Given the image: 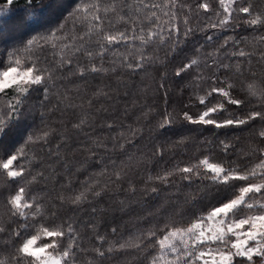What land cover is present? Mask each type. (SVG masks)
Here are the masks:
<instances>
[{"label":"trees","instance_id":"1","mask_svg":"<svg viewBox=\"0 0 264 264\" xmlns=\"http://www.w3.org/2000/svg\"><path fill=\"white\" fill-rule=\"evenodd\" d=\"M103 2L108 3V0ZM153 2L163 3V0ZM201 2L203 0H178L180 7L176 13L181 36L174 51L171 49L175 41L170 43L167 36L163 42L145 47H141L139 41L135 48L124 44L114 46L124 55L144 53L149 57L138 71L129 70L123 57L114 56L112 51L107 52L103 60L95 56L90 60L83 51H75V46L81 43L78 39L57 40L56 48L46 45L33 49L39 54V63L52 71L53 79L47 100L43 99V91L33 86L21 115L0 137V160L25 146V156L17 164L26 169L23 177L16 179L0 170V227L4 228L0 232V261L15 264L13 256L22 242L12 233L20 229L23 220L12 215L7 203L20 187L25 188V199H34L43 210V215L30 223L49 228H67L71 224L76 230L83 249L78 253L76 264H150L157 255L155 242L167 231L166 225L185 227L233 196L234 187L213 184L205 177L203 169L190 183L174 170L195 165L204 157L210 162L240 168L258 163L260 150L264 149V137L259 136V132L264 131V120L257 118L239 127L224 128L188 123L183 119V112L188 111L195 117L203 110L195 95H203L209 88L207 77L212 75V69L201 66L180 76L175 73L193 58L211 63L206 54L219 48L224 38L231 37L240 42L238 47L253 56L245 63V58L229 56L220 49L217 59L232 67L216 70L217 84L219 80L233 84L232 96L244 100L245 104L239 107L226 104L228 111L217 113L216 118L223 120L264 111V98L253 97L247 91L249 83H254L258 89L264 88V64L257 62L264 51V44L259 42V37L264 36V26L250 28L244 23L245 14L234 12L232 27L211 29L206 33L201 30L203 25L221 9L218 0H206L213 10L206 13L197 7ZM239 2L241 6L251 5L256 13H264V0ZM131 3L132 0H117V13L127 12L133 20L139 16L137 32L141 27L147 30L150 22L144 16L149 10L133 15L124 7ZM76 5L77 0H32L33 18L42 19V25L33 28L24 22L28 16L23 11L27 7L26 0H17L15 18L8 23H4L6 18H0L3 29L0 31V65H6L8 54L14 52V59L19 58L21 67H27L36 57L25 50L26 41L60 29L61 25L58 36H81L87 26L70 15ZM117 13H110L105 20L104 27L108 31H123L129 27L118 19ZM158 15L161 26L166 27L164 21L168 17L160 12ZM185 17L193 29L187 38L182 35ZM206 35L213 36L211 42L206 40ZM97 39L93 36L84 47L96 52ZM62 44L69 47L61 48ZM235 50L236 46L228 48V52ZM62 57L71 63H63ZM237 61L242 75L234 70ZM128 62L135 61L130 56ZM92 63L104 70L89 71ZM80 68L85 69L83 76ZM197 73L206 77L198 85L194 80ZM14 94L12 89L7 90V98ZM221 100L218 95L211 98L212 103ZM166 113L171 114L174 122L161 128L159 125ZM45 131L49 133L47 145L25 144L29 136H39ZM221 141L229 145L226 152ZM166 172H174L168 183L156 179ZM96 192L100 195H95ZM81 193L85 194L81 202L74 204L72 201ZM149 231H155L156 235L148 238ZM32 232L34 234L35 230ZM98 237H103V242ZM66 239L61 241L62 247ZM44 242L46 240L41 239L39 243ZM121 244L125 247L121 248ZM110 247L112 251H108ZM97 249L104 255L100 256Z\"/></svg>","mask_w":264,"mask_h":264},{"label":"snow or ice","instance_id":"2","mask_svg":"<svg viewBox=\"0 0 264 264\" xmlns=\"http://www.w3.org/2000/svg\"><path fill=\"white\" fill-rule=\"evenodd\" d=\"M16 2L17 0H0V18H6L4 23L15 18L14 5ZM26 4L27 7L23 11L28 13V16L24 22L28 23L29 27H40L42 19L33 18L35 10L32 8V0H26ZM218 4L221 10L215 11L201 29L206 33L211 29L227 30L232 27L234 12L245 14L247 18L244 23L250 28L257 25L264 26V13L254 12L251 5L241 6L239 0H218ZM116 5L117 0H108V3H104L103 0H77V5L70 15L79 18L86 24L87 31L81 36L70 38L63 35L58 36L57 33L63 27L61 25L60 29L50 30L46 35L29 38L24 48L36 58L31 59L28 66L23 68L20 59H14L16 53L10 52L8 54L7 64L0 65V137L3 136L10 123L21 115V108L33 86H38L43 91L44 100L48 99V90L53 79V73L49 68L43 67L39 63V54L33 52V49H42L46 45L56 48L55 41L57 40L78 39L81 43L79 46H75V51H83L90 60L94 56L103 60L105 54L112 51L114 56L123 57L129 70L138 71L144 67V63L149 60V57L144 53H140L139 56L132 53L124 55L119 48L114 46L124 44L126 47L135 48L136 42L139 41L140 46L145 47L157 41L163 42L166 36L170 43L175 41L172 51L175 50V46L179 45L181 28L177 23L176 9L180 7L178 0H163V3H155L153 0H132L131 4L124 5L133 12V15L149 10V14L145 15L144 19L150 22V26L147 30L141 27L139 32H137V26L140 17L136 16L133 20L127 12L124 15H119ZM234 5L235 7H233ZM197 7L206 13L213 11L206 0L199 3ZM158 12L168 17V20L164 21L166 27L161 26V16L158 15ZM110 13H117L118 19L128 24L129 27L123 31L105 29V20ZM40 15L43 17V9L40 10ZM108 23L111 24V21L109 20ZM188 23V18L185 17L183 20L185 28L182 33L184 38H187L193 31ZM0 31L3 29L0 28ZM93 36L98 38L96 52L84 47ZM205 38L211 42L213 36L206 35ZM244 39L246 40V38ZM259 42L264 44V36L259 37ZM239 43L231 37L224 38L219 48L206 54L211 63L193 58L176 71L175 74L180 76L194 67L203 66L212 69V75L207 77L210 81L209 88L204 91L203 95H195L196 102L204 106L203 110L195 117L190 115L188 111L183 112V119L188 123L224 128L239 127L257 118L264 120V111H252L242 117H231L223 120L216 118L217 113L228 111L226 104L237 107L245 104L244 100L232 96L234 85L225 80H219V84H217L218 77L215 74L217 69H231L232 67L217 59L220 49H224L229 56L245 58V63L249 62L253 53L238 47ZM230 45L236 46V50L228 52ZM67 47H69L68 44L61 45V48ZM197 52H200V49H197ZM130 56L135 61L134 63L128 62ZM62 62L71 63L70 60H64L63 57ZM257 62L264 64V51L261 52ZM88 70L99 72L104 69L98 67L96 63H92ZM234 70L238 74H243L239 61L235 62ZM79 71L81 76L85 74L84 68H80ZM204 79L206 77L202 73H197L194 77L197 85L199 81ZM161 87L163 88V85ZM8 89H12L15 93L10 99L7 98ZM247 91L253 97L259 95L264 98V88L258 89L254 83L247 85ZM214 95L222 97L223 100L212 103L211 98ZM170 115L165 114L159 125L161 128L170 126L174 122ZM75 126L79 127V124ZM48 135L49 133L45 131L39 136H29L25 144L41 143L47 145ZM259 136L264 137V131H260ZM220 144L226 152L229 145L224 141H221ZM24 156L25 146H21L0 160V170L12 179L23 177L26 169L22 164H17V161ZM201 169H203L205 177L213 184L234 187L236 190L233 196L218 206L211 207L206 214L197 216L185 227H168L166 225L167 231L163 232V235L157 238L155 242L157 255L152 257L150 264H264V149L260 150L258 163L251 166L246 165L244 168L210 162L208 157H204L197 164L175 169L174 172L183 174V178L190 183L193 176H200ZM174 172H166L156 179L168 183L169 177ZM117 178H119V174H117ZM32 179L35 180L36 177ZM236 181L246 183L235 185L233 182ZM152 191L156 192V189L152 188ZM84 195V193L77 195L72 202L74 204L81 202ZM95 195L99 196L100 193L96 192ZM7 203L12 215L23 220L20 229L14 230L12 233L13 236L19 237L22 241L13 256L15 264H76L78 253L82 252L83 249L80 246L77 232L71 224L67 228L62 226L49 228L43 224L36 227L30 223L29 221L37 216H42L43 210L34 199H25L24 187H20L8 199ZM33 229L35 230L34 234ZM3 231L4 228L0 227V232ZM112 231L115 232L116 229H112ZM155 235V231L147 233L148 238ZM65 237L67 239L62 247L61 241H64ZM41 239L46 240V242L39 243ZM97 239L101 242L104 240L103 237ZM120 247L124 248L125 245L121 244ZM96 251L100 256L104 255V252L99 249ZM108 251H112V248L110 247ZM0 264H7V261H0Z\"/></svg>","mask_w":264,"mask_h":264},{"label":"rangeland","instance_id":"3","mask_svg":"<svg viewBox=\"0 0 264 264\" xmlns=\"http://www.w3.org/2000/svg\"><path fill=\"white\" fill-rule=\"evenodd\" d=\"M23 68V67H22Z\"/></svg>","mask_w":264,"mask_h":264}]
</instances>
